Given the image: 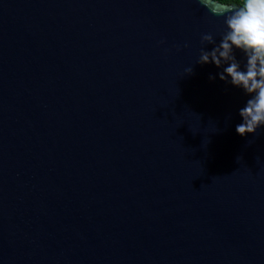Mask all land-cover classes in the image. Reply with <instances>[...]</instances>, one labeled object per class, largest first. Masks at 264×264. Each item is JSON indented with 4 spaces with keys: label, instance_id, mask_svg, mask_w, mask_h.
Returning <instances> with one entry per match:
<instances>
[{
    "label": "water",
    "instance_id": "obj_1",
    "mask_svg": "<svg viewBox=\"0 0 264 264\" xmlns=\"http://www.w3.org/2000/svg\"><path fill=\"white\" fill-rule=\"evenodd\" d=\"M221 24L0 0V264H264V126L239 135L245 94L196 63Z\"/></svg>",
    "mask_w": 264,
    "mask_h": 264
},
{
    "label": "clouds",
    "instance_id": "obj_2",
    "mask_svg": "<svg viewBox=\"0 0 264 264\" xmlns=\"http://www.w3.org/2000/svg\"><path fill=\"white\" fill-rule=\"evenodd\" d=\"M198 3L213 16L222 18V24L216 31L201 33V44L212 47L202 46L196 63L214 64L219 71L210 73L209 79L218 76L243 91L246 100L238 109L241 120L235 131L241 136L256 133L264 126V0ZM184 72H192V66Z\"/></svg>",
    "mask_w": 264,
    "mask_h": 264
}]
</instances>
